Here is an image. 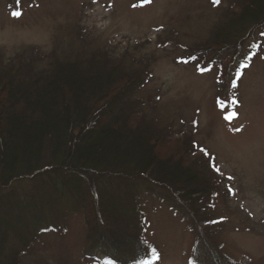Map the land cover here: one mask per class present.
Instances as JSON below:
<instances>
[{
  "label": "rangeland",
  "instance_id": "obj_1",
  "mask_svg": "<svg viewBox=\"0 0 264 264\" xmlns=\"http://www.w3.org/2000/svg\"><path fill=\"white\" fill-rule=\"evenodd\" d=\"M7 2L0 1V71L10 61L27 68L35 61L38 69L105 57L129 87V117L158 128L163 156L183 158L213 187L198 234L188 211L140 184L142 219L133 218V227L143 223L158 254L145 264H190L196 242L239 264H264L263 26L246 30L231 48L215 40L223 18L245 0H25L21 16L11 15ZM238 54L248 62L234 77ZM86 219L80 210L41 233L20 264H112L89 248Z\"/></svg>",
  "mask_w": 264,
  "mask_h": 264
},
{
  "label": "trees",
  "instance_id": "obj_2",
  "mask_svg": "<svg viewBox=\"0 0 264 264\" xmlns=\"http://www.w3.org/2000/svg\"><path fill=\"white\" fill-rule=\"evenodd\" d=\"M6 1L11 15L21 16L25 0ZM262 23L264 0H245L237 14L223 18L216 43L231 48L249 28L261 25L264 33ZM96 57L38 69L35 61L27 62L30 68L10 61L0 71V264H20L33 240L80 210L94 255L112 264L148 263L154 247L141 221L133 227V218L142 219L137 189L145 182V193L188 211L186 218L195 221L190 228L203 230V203L213 187L183 158L163 156L159 129L125 112L131 111L129 87L120 70ZM245 57L238 54L234 77L237 67H246ZM210 248L196 242L190 264H208L205 257L239 264Z\"/></svg>",
  "mask_w": 264,
  "mask_h": 264
},
{
  "label": "snow or ice",
  "instance_id": "obj_3",
  "mask_svg": "<svg viewBox=\"0 0 264 264\" xmlns=\"http://www.w3.org/2000/svg\"><path fill=\"white\" fill-rule=\"evenodd\" d=\"M213 2L218 5V4H220L221 0H213ZM14 15L19 16L20 13L16 12V13H14ZM153 253L156 256V258H158V254L155 253V250H153Z\"/></svg>",
  "mask_w": 264,
  "mask_h": 264
}]
</instances>
